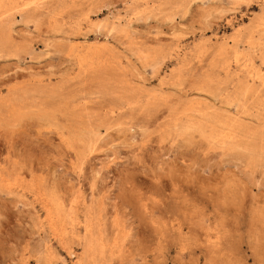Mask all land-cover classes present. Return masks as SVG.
Returning <instances> with one entry per match:
<instances>
[{
    "label": "rangeland",
    "instance_id": "obj_1",
    "mask_svg": "<svg viewBox=\"0 0 264 264\" xmlns=\"http://www.w3.org/2000/svg\"><path fill=\"white\" fill-rule=\"evenodd\" d=\"M0 264H264V0H0Z\"/></svg>",
    "mask_w": 264,
    "mask_h": 264
}]
</instances>
